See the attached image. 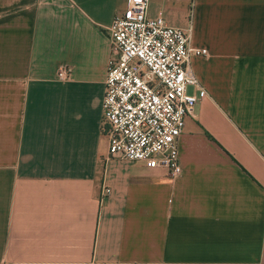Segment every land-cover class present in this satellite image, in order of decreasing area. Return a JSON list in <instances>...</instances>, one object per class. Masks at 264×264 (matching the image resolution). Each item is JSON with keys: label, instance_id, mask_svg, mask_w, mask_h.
Returning <instances> with one entry per match:
<instances>
[{"label": "crops", "instance_id": "1", "mask_svg": "<svg viewBox=\"0 0 264 264\" xmlns=\"http://www.w3.org/2000/svg\"><path fill=\"white\" fill-rule=\"evenodd\" d=\"M124 6L0 0V264H264V0H149L207 50L189 60L206 95L176 176L104 159L106 27Z\"/></svg>", "mask_w": 264, "mask_h": 264}, {"label": "built area", "instance_id": "2", "mask_svg": "<svg viewBox=\"0 0 264 264\" xmlns=\"http://www.w3.org/2000/svg\"><path fill=\"white\" fill-rule=\"evenodd\" d=\"M148 2L125 0L124 9L106 27L109 57L100 102V129L107 140L104 159L140 162L176 176L184 118L206 95L189 60L206 56L207 50L191 44L189 27L148 16ZM67 75V67L57 72L61 80ZM188 86L194 91L187 92ZM108 193L103 184L101 196Z\"/></svg>", "mask_w": 264, "mask_h": 264}]
</instances>
